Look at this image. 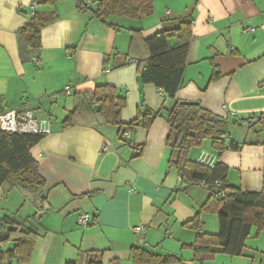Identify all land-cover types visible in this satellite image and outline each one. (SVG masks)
I'll return each instance as SVG.
<instances>
[{
  "label": "crops",
  "instance_id": "0c3cea01",
  "mask_svg": "<svg viewBox=\"0 0 264 264\" xmlns=\"http://www.w3.org/2000/svg\"><path fill=\"white\" fill-rule=\"evenodd\" d=\"M84 1L94 8L99 0ZM35 12L52 16L36 50L18 35ZM189 19L193 38L183 82L170 99L155 85L140 82L137 57L145 55L146 38ZM112 24L79 12L74 0H0V113L30 110L35 118L51 121V132L30 149L50 209L37 221L26 208V217L19 219L23 196L0 184V238L5 235L3 217L37 232L28 263L6 257L14 247L9 241L0 242L5 256L0 264H86L91 251L101 252L103 264H133L132 246L175 258L165 264H264V223L259 231L251 226L240 255H194L198 230L186 223L211 191L201 181L186 182L170 163L166 143V118L175 99L197 102L228 121L232 149L219 153L207 139L190 148L188 158L195 162L201 150L213 152L216 162L228 168L227 184L264 192V137L248 130L255 121L249 126L231 121L259 115L264 120V0H153L152 14L114 16ZM175 43L169 39L170 46ZM215 71L219 77L211 80ZM104 84L125 98L124 124L148 111L156 114L151 124L133 127L129 136L112 125L64 127L74 94ZM82 213L91 216L85 226L77 224ZM218 231L217 214L203 212L199 232Z\"/></svg>",
  "mask_w": 264,
  "mask_h": 264
},
{
  "label": "trees",
  "instance_id": "16d2710c",
  "mask_svg": "<svg viewBox=\"0 0 264 264\" xmlns=\"http://www.w3.org/2000/svg\"><path fill=\"white\" fill-rule=\"evenodd\" d=\"M37 2L48 4L54 0ZM74 2L79 12L88 13L110 26L113 25L114 16L140 19L153 13V0H99L94 8L84 0ZM51 19L50 15L35 12L18 30V35L26 40V47L39 49L40 31ZM192 27L193 20H182L178 27L159 31L143 41L145 55L137 57V74L141 83H151L170 99L175 98L183 82L187 53L193 38ZM171 38L176 39L173 46L169 44ZM218 77L219 73L215 71L211 80ZM125 103V98L118 94L117 89L108 84L98 85L91 92L76 93L74 107L64 119L63 126L78 122L91 126L112 125L117 126L118 132L122 134L138 125L148 127L156 116L148 111L124 124L120 114ZM166 119L170 128L166 141L171 148L170 163L183 174L186 182L201 181L211 191L200 211L186 223L198 230L192 246L194 255L201 259L204 255L217 252L242 254L251 226L257 225L258 231L263 226L264 192H245L227 184L228 168L221 162H216L213 168H207L188 158L190 148L207 139L219 153L232 149L230 141H223V136L228 135V121L211 115L199 103L187 104L177 99ZM255 123L264 124L263 115L257 116ZM43 136L45 135L39 133L0 131V184L7 183L20 192L24 200L35 208L31 218L37 221L50 209V203L43 195L45 180L30 153V149ZM260 144L264 148V141ZM215 190H219V193H215ZM203 212L217 214L219 231L216 235L199 232ZM2 222L1 229L5 235L0 238V242H14V247L5 252L6 257H16L21 262L28 263L37 232L13 218L3 217ZM130 252L133 264H165L175 260L172 256L153 254L138 246H132ZM4 257L0 252V261ZM86 264H103L101 252H89Z\"/></svg>",
  "mask_w": 264,
  "mask_h": 264
},
{
  "label": "built area",
  "instance_id": "2783aa9c",
  "mask_svg": "<svg viewBox=\"0 0 264 264\" xmlns=\"http://www.w3.org/2000/svg\"><path fill=\"white\" fill-rule=\"evenodd\" d=\"M34 8L35 6L31 7L32 10ZM63 91L65 94H69V89L67 87H65ZM0 131L13 133H39L47 135L51 132V121L48 118H35L30 110L19 111L16 109H10L0 113ZM125 134L129 136L128 132H125ZM223 141L228 143L229 136H223ZM103 149H105V146H103ZM216 160L217 155L215 153L201 150L195 158V163L207 168H213ZM90 222L91 216L89 213H82L77 218V224L80 226H85ZM140 229V226L134 227L135 232H139Z\"/></svg>",
  "mask_w": 264,
  "mask_h": 264
},
{
  "label": "rangeland",
  "instance_id": "374dc122",
  "mask_svg": "<svg viewBox=\"0 0 264 264\" xmlns=\"http://www.w3.org/2000/svg\"><path fill=\"white\" fill-rule=\"evenodd\" d=\"M261 125H260V123H255V124H253V126L252 127H250V129H248V130H250L251 132H255L256 130L258 131V133H260L259 135L261 136V137H264V129L261 127ZM24 201V203H23V205L21 206V208H23V209H21V210H18L17 212V215H18V217H19V219H21V217H26L25 215H27V214H25L26 213V208H28V210H30V212L31 213H33L34 212V208L27 202V201H25V200H23ZM0 213H1V210H0ZM2 214V213H1ZM22 219H24V218H22ZM28 227V226H27Z\"/></svg>",
  "mask_w": 264,
  "mask_h": 264
},
{
  "label": "water",
  "instance_id": "95a60500",
  "mask_svg": "<svg viewBox=\"0 0 264 264\" xmlns=\"http://www.w3.org/2000/svg\"><path fill=\"white\" fill-rule=\"evenodd\" d=\"M181 102L187 103V104L197 103V102H186V101H181ZM231 121L233 123H235L236 121H243L244 125L249 126L255 120L252 117H243V118H240L239 120L232 119ZM215 193H219V190H215Z\"/></svg>",
  "mask_w": 264,
  "mask_h": 264
}]
</instances>
